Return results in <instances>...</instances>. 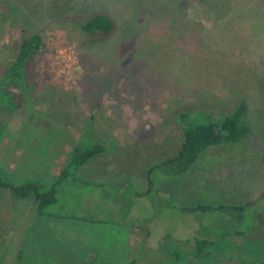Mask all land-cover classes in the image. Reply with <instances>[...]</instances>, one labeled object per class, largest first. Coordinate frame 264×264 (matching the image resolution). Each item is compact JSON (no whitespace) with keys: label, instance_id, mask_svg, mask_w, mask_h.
I'll use <instances>...</instances> for the list:
<instances>
[{"label":"rangeland","instance_id":"rangeland-1","mask_svg":"<svg viewBox=\"0 0 264 264\" xmlns=\"http://www.w3.org/2000/svg\"><path fill=\"white\" fill-rule=\"evenodd\" d=\"M162 1L0 0V78L23 38L42 39L20 105L0 104V176L48 185L89 135L108 150L79 178L114 183L64 194L94 202L91 213L115 208L100 223L54 219L0 188V264H81L90 254L104 264H264V0ZM101 11L111 32L79 28ZM240 99L250 135L210 146L184 174L155 172L149 190L147 169L182 142L178 113L221 116ZM248 201L242 213L184 208ZM195 233L213 237V250L174 261V245L187 251L180 240Z\"/></svg>","mask_w":264,"mask_h":264},{"label":"trees","instance_id":"trees-1","mask_svg":"<svg viewBox=\"0 0 264 264\" xmlns=\"http://www.w3.org/2000/svg\"><path fill=\"white\" fill-rule=\"evenodd\" d=\"M173 2L174 0H163L161 4H173ZM207 2L210 7L216 8L215 0H208ZM217 6L220 5L217 4ZM219 11L224 13L222 10ZM219 11L215 10V16L219 15ZM111 16L110 13L105 11L95 12L88 16L79 25V28L89 35L100 32L104 34L109 33L115 26V21ZM41 45L42 39L38 33H33L23 38L13 58L6 65L0 78V104H3L6 108L13 109L18 107L20 105L18 100L21 97L23 98L27 91H29V62L33 55L39 51ZM178 115L182 127V142L175 153L162 159L160 162L154 163L147 169L146 180L149 190L156 185L155 172L163 175L184 174L210 146L215 147L217 145L242 142V140H245L250 135L252 130L251 122L247 119L245 99H240L230 112L221 116H214V114L206 111L194 114L180 111ZM107 150L106 142H103L101 139L99 141L93 140L87 135L85 140L72 147L63 167L48 185H44L36 179H25L15 182L4 176H0V188L9 191L16 198L31 200L35 204L37 214L40 216L54 219L82 220L91 223L111 220L108 216L105 217L106 213H111L115 210L111 205L105 203L104 205L102 203V211L99 214H95L89 212L92 210V206H96L94 202L90 203V200H87L88 202L86 203L75 202L70 196L64 194L65 187L69 186L70 189H74V186L85 181L79 178L81 168ZM101 180L105 183H114L113 178L106 176L95 178V181L85 182L97 187L99 185L97 183ZM133 193L138 196L146 194H141L138 191H134ZM261 194H264V190ZM250 203L251 201L244 204L227 205L221 203L214 205L207 202H199L185 206L184 208L193 212L214 210L242 213ZM68 208L70 209L67 210ZM81 210L87 213L80 214L77 212ZM142 226L146 228L145 224ZM175 240H178V238L175 237ZM180 241L187 243L189 248L187 251H183L180 246L174 245L170 253L174 261H180V258L185 255L192 258L189 260L202 258L213 250L214 243L216 242L213 237L202 236L199 233L181 238ZM94 256L88 255L86 257L88 260H82L81 264H104L102 259L93 260L97 258ZM20 264H23V262Z\"/></svg>","mask_w":264,"mask_h":264}]
</instances>
